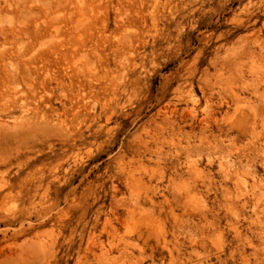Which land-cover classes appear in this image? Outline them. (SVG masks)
I'll list each match as a JSON object with an SVG mask.
<instances>
[{
  "label": "rangeland",
  "instance_id": "obj_1",
  "mask_svg": "<svg viewBox=\"0 0 264 264\" xmlns=\"http://www.w3.org/2000/svg\"><path fill=\"white\" fill-rule=\"evenodd\" d=\"M0 264H264V0H0Z\"/></svg>",
  "mask_w": 264,
  "mask_h": 264
},
{
  "label": "bare ground",
  "instance_id": "obj_2",
  "mask_svg": "<svg viewBox=\"0 0 264 264\" xmlns=\"http://www.w3.org/2000/svg\"><path fill=\"white\" fill-rule=\"evenodd\" d=\"M195 113V112H194ZM191 121V120H190ZM163 129V128H162Z\"/></svg>",
  "mask_w": 264,
  "mask_h": 264
}]
</instances>
